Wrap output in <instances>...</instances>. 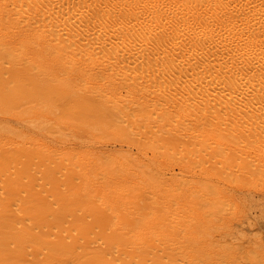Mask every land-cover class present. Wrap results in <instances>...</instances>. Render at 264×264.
<instances>
[{"label": "bare ground", "instance_id": "obj_1", "mask_svg": "<svg viewBox=\"0 0 264 264\" xmlns=\"http://www.w3.org/2000/svg\"><path fill=\"white\" fill-rule=\"evenodd\" d=\"M10 105L67 133L53 145L0 128L1 157L34 161L0 169L1 246L37 263L76 248L97 264H223L221 242L250 218L236 192L264 185V0H0V113ZM79 105L84 120L60 116ZM14 188L38 228L81 212L97 236L3 221Z\"/></svg>", "mask_w": 264, "mask_h": 264}, {"label": "rangeland", "instance_id": "obj_2", "mask_svg": "<svg viewBox=\"0 0 264 264\" xmlns=\"http://www.w3.org/2000/svg\"><path fill=\"white\" fill-rule=\"evenodd\" d=\"M61 114L60 116L63 118H66V120L74 118V120H84L85 113L83 106L79 105L74 108H63L61 106ZM23 112L22 107H18L16 105H10L9 113L11 114H5L0 113V128L4 125H10L11 127L15 128L17 131L21 133H29V134H38L40 137L47 138L48 142L53 145H60V136L62 134L67 133V129L62 126L61 128H57L51 125H47L46 127H35V124L33 122H30L28 120H22L18 117L19 114ZM68 117V118H67ZM62 119V118H61ZM69 119V120H70ZM64 121V119H62ZM72 120V121H74ZM75 120V121H76ZM67 122V121H66ZM40 130V131H39ZM42 130V131H41ZM57 137H60L57 139ZM65 138V135L62 136ZM76 137L68 138L66 139L64 144H68L72 141L75 142V144L78 145H84L88 143L86 137H83L82 139H76ZM101 142H113L111 137H104L101 138ZM92 141V140H91ZM96 143L95 141H92ZM103 143H99L96 145H100ZM14 160L6 158L5 156H0V169H10V171H14L15 169H22L29 166H34V161L30 160H23L21 161V164H18L16 168H14ZM38 178H40V175H38ZM43 180H39V183H42ZM245 188L238 190L236 192L238 201L240 203L241 211L245 212L246 214H249V221L247 224L241 225L238 228V235L234 238H232L230 241H223L221 242V245L223 244L222 252L223 256H220L219 258L224 259L223 264H261V260H264V255H260V252L264 251V245L261 244L263 241L260 240L262 236H264V185H257L254 183H251L250 181H244ZM50 187V186H48ZM37 190L40 188L37 187ZM49 190L52 189L53 195H54V188H48ZM65 189V188H62ZM41 190V189H40ZM13 191V199L10 203H12V212L8 216H5L3 221H7L9 219H13L14 221H22L25 226L34 228V233L40 237L44 238L45 234H48L50 232L57 233L59 230H66L64 232V235L67 233L77 235L82 229H86L89 232V238L84 240H81V242H89L93 240L97 234L98 230L94 229L92 226L93 223L90 221L91 218H88L90 222L88 223V226L85 227L80 226V222H78V218L81 217V212H78L76 217H60L59 219H55L56 217L51 216L50 213L47 214V216L44 217V223H46L47 227H44L43 229H40L37 227L36 222H38L41 218L38 215V211H41L40 208H37L34 213H36V221L33 219H29L24 217L23 214H19L18 212V200L21 197L25 196V193L22 192L21 188H14ZM47 194V193H46ZM50 194V193H49ZM55 197V195H54ZM66 198L63 197V202ZM64 205V204H63ZM62 206V205H61ZM17 211V212H16ZM19 215V219L16 217ZM40 219H39V218ZM227 225H224L222 230H227L225 228ZM257 228L258 230L254 229ZM90 229V231H89ZM249 232H248V231ZM256 230V231H255ZM260 235V236H259ZM55 241L58 240V238L51 237ZM39 244V243H38ZM231 245V247H230ZM92 249L97 246L92 245ZM234 246V247H233ZM256 246V247H255ZM38 247V248H36ZM104 247V246H103ZM237 247V248H236ZM39 246H35V249L39 250ZM44 248H50L53 249L48 244L44 245ZM14 245L10 244L6 247L0 245V260H2V264H97L96 259H94L93 256H89L88 258H84L80 255L81 249H74L69 251L65 256H61L58 254V251L51 250H45L47 252V255L44 257L43 255L40 256V259H43L45 262L37 263L33 259V256L28 257L24 260L22 256H20L16 251L13 250ZM90 247V251H93ZM30 248L28 251H31ZM35 252H38L35 250ZM235 252V256H231L230 253ZM259 254V255H258ZM142 257H139L135 260L134 264H155L153 261H142ZM128 261L126 257H124ZM140 259V260H139Z\"/></svg>", "mask_w": 264, "mask_h": 264}]
</instances>
